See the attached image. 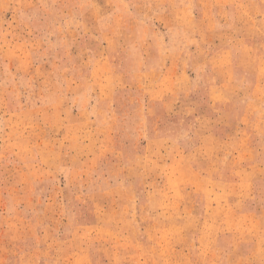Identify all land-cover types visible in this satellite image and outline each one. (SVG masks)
I'll return each mask as SVG.
<instances>
[{
  "label": "rangeland",
  "instance_id": "rangeland-1",
  "mask_svg": "<svg viewBox=\"0 0 264 264\" xmlns=\"http://www.w3.org/2000/svg\"><path fill=\"white\" fill-rule=\"evenodd\" d=\"M0 264H264V0H0Z\"/></svg>",
  "mask_w": 264,
  "mask_h": 264
}]
</instances>
